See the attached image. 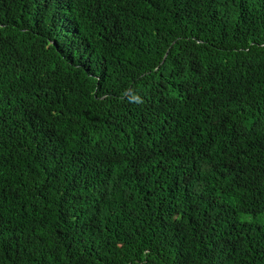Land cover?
I'll return each mask as SVG.
<instances>
[{"label":"trees","instance_id":"1","mask_svg":"<svg viewBox=\"0 0 264 264\" xmlns=\"http://www.w3.org/2000/svg\"><path fill=\"white\" fill-rule=\"evenodd\" d=\"M0 264H264V0H0Z\"/></svg>","mask_w":264,"mask_h":264},{"label":"rangeland","instance_id":"2","mask_svg":"<svg viewBox=\"0 0 264 264\" xmlns=\"http://www.w3.org/2000/svg\"><path fill=\"white\" fill-rule=\"evenodd\" d=\"M249 217H247V216H244V219H248ZM241 220H243V218H241Z\"/></svg>","mask_w":264,"mask_h":264}]
</instances>
